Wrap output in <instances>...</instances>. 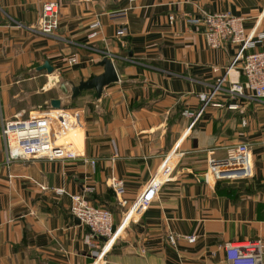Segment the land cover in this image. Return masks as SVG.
Returning <instances> with one entry per match:
<instances>
[{"label":"crops","instance_id":"obj_1","mask_svg":"<svg viewBox=\"0 0 264 264\" xmlns=\"http://www.w3.org/2000/svg\"><path fill=\"white\" fill-rule=\"evenodd\" d=\"M46 1L58 5L50 34L34 28ZM213 12L242 16L245 30L256 21L264 30V0H0V125L58 98L43 95L57 78L72 84L100 74L106 54L118 76L98 98H76L82 105L75 102L71 141L80 157L5 164L0 134V264H227L224 242L261 234L264 100L227 91L242 80L236 63L200 110L198 94L214 88L236 51L230 43L209 48L200 27L185 21ZM95 20L97 34L88 37ZM254 50L264 44L247 51ZM43 61L52 73L37 70ZM240 142L249 148V172L205 182L209 161ZM110 177L122 181L124 206ZM159 182L149 204L120 227L124 210ZM86 185L89 200L109 209L118 229L96 260L103 239L87 246L86 227L68 212L67 194Z\"/></svg>","mask_w":264,"mask_h":264},{"label":"built area","instance_id":"obj_2","mask_svg":"<svg viewBox=\"0 0 264 264\" xmlns=\"http://www.w3.org/2000/svg\"><path fill=\"white\" fill-rule=\"evenodd\" d=\"M185 21L200 27L203 39L209 48H218L226 43L236 46L233 57L214 88L208 94H198V99L202 102L200 110L211 100L214 91L222 83L226 73L236 63L240 64L242 80L228 84L227 91L234 98L249 97L264 100V50L247 51L254 48L258 43L264 44V30L257 29L258 22L256 21L251 28L245 30L244 18L228 12L201 13L195 17H187ZM57 22V2H43L34 28L40 33L50 34L55 30ZM98 26L97 20L90 23L88 37L97 34ZM123 31L124 28L122 27L117 33L120 35ZM75 62L74 56L66 61L68 65ZM228 107L235 108L236 106L229 104ZM77 121L78 114L75 112L50 107L29 114L24 118L21 117L20 113H17L11 118L3 120L0 125V134L3 139L5 164L34 157L55 160L74 159L82 156L77 147L75 148L71 142L66 140L68 131L77 124ZM88 163L93 165L92 160H89ZM209 164L215 176L246 175L250 170L248 148L245 143H238L230 148L223 159L210 160ZM159 184L160 182L154 186L153 190H150V193L147 190V184L143 192L123 215L120 227L133 214L141 212L146 207ZM109 186L122 205L123 201L119 198L122 193V181L110 177ZM41 188L44 189V187ZM51 190L58 195L67 193L61 187L51 188ZM91 190L92 187L86 185L82 187L79 193L68 194L70 199L68 212L86 227V232L82 238L85 244L91 246L96 238H104L100 252L102 253L110 247L118 230L112 232V218L109 210L101 206H94L87 200L86 194ZM145 192L149 196L137 204L139 197ZM261 223L263 229L259 236L235 243L224 242L222 244L227 264H264V213ZM167 239L172 243L174 236L169 234ZM185 239L187 242H192L194 236H185Z\"/></svg>","mask_w":264,"mask_h":264},{"label":"rangeland","instance_id":"obj_3","mask_svg":"<svg viewBox=\"0 0 264 264\" xmlns=\"http://www.w3.org/2000/svg\"><path fill=\"white\" fill-rule=\"evenodd\" d=\"M68 60V59H67ZM52 72H53V70H52ZM52 72H50V73H52ZM64 82V80H62V79H60V78H57L55 81H54V83L52 84V85H50V87L47 89L48 91L45 93V94H43L44 95V97L46 98L47 96H57L58 95V98L60 99V107L59 108H61V109H65V111L67 110V111H71V112H75V114H78V109H79V107H77V105L76 104H79V105H82L81 103H80V101L79 100H81V99H78V101L76 100V98L77 97H81L82 98V100H83V97L84 98H86L87 100H90L91 101V99H92V97H93V93H94V91L92 90V89H89V90H82L81 92H79L78 93V95H76L75 97H73V98H70L69 97V94H70V92L68 91L67 93H63L62 92V90L59 88V83H63ZM77 82L78 81H75V82H73L72 84H77ZM66 83V82H65ZM46 85V84H45ZM66 85V87H67V89L69 88V85L70 84H65ZM102 92V91H101ZM42 95V96H43ZM39 98L40 97H38L37 96V102L38 101H40L39 100ZM30 100H32V98L30 99ZM90 101H87V102H85L84 104L85 105H91V102ZM36 102V103H37ZM75 102H77L76 104H75ZM40 104H34L35 106H33V107H29L28 108V110H26L25 112H23L22 114L20 113V115H21V117L22 118H24V117H26L27 115H29V114H34L35 112L37 113L38 111H40V110H43V109H46V108H48L49 107V103H48V100H46L45 102H39ZM37 105V106H36ZM3 121V120H2ZM77 125V124H76ZM75 125V126H76ZM75 126H72L71 127V130H69L68 131V133H67V136H66V140L67 141H69V142H71L72 144H73V146L76 148L77 147V149H78V152H80V145L78 146V145H76L75 146V144L71 141V139H72V136H71V133L75 130V129H73V128H75ZM240 143H244V142H240ZM236 144H238V143H236ZM235 144V145H236ZM246 144V143H245ZM246 146H247V144H246ZM247 148H248V146H247ZM248 151H249V148H248ZM3 152H4V147H3ZM34 158H37V157H34ZM31 159V158H30ZM23 160V159H22ZM24 160H26V159H24ZM89 160H87L86 162H88ZM93 161V160H92ZM94 163V162H93ZM91 165V164H90ZM207 172H208V174H207V177H205V179H207V180H205L204 179V181L206 182H213L214 181V179L216 180V179H220V178H223V179H228V178H230V176H215L214 174H213V172H212V170H211V168H210V164H208V167H207ZM235 176H238V175H235ZM235 176H231V177H235ZM110 187V186H109ZM111 188V187H110ZM111 190H112V188H111ZM113 191V190H112ZM79 193V192H78ZM90 192H88L87 194H86V198H87V200L92 204V205H94V206H101V207H104V208H106L105 206H102V205H95V204H93L90 200H89V198H88V194H89ZM65 194V193H64ZM68 194H73V193H68ZM67 194V195H68ZM113 194H114V196H116L115 195V193H114V191H113ZM155 194V193H154ZM153 194V195H154ZM68 198H69V196H68ZM116 200H117V203L120 205V206H124V203L121 205L120 203H119V201H118V197L116 196ZM151 199H152V197L149 199V201H148V203H147V205L149 204V202L151 201ZM69 202H70V199H69ZM70 204V203H69ZM146 205V206H147ZM69 207V206H68ZM131 207V206H130ZM130 207H128V209L130 208ZM107 209V208H106ZM128 209H125L124 210V212H123V214H122V217H123V215L128 211ZM107 210H109V209H107ZM110 211V210H109ZM111 213V212H110ZM264 213V212H263ZM122 217H121V219H122ZM111 218H112V214H111ZM75 219V218H74ZM78 223H79V221H77ZM116 230H118L117 228H114L113 227V220H112V232L113 231H115L116 232ZM85 234V233H84ZM100 239H103V242H104V238L103 237H99V238H96L95 240H93V242H92V245L91 246H93L94 245V243H95V241L96 240H100ZM115 239V238H114ZM114 239H113V241H114ZM113 241H112V243H113ZM103 242H102V244H101V246H100V249H99V252H98V254H96L95 256H94V258H95V260L98 258V256L101 254L100 252H101V247H102V245H103ZM112 243H111V245H112ZM87 245V244H86ZM110 245V246H111ZM87 246H90V245H87ZM110 248V247H109ZM108 248V249H109ZM107 249V250H108ZM106 250V251H107ZM104 252V251H103ZM102 252V253H103ZM94 260V261H95ZM92 264H94V262H92Z\"/></svg>","mask_w":264,"mask_h":264},{"label":"water","instance_id":"obj_4","mask_svg":"<svg viewBox=\"0 0 264 264\" xmlns=\"http://www.w3.org/2000/svg\"><path fill=\"white\" fill-rule=\"evenodd\" d=\"M99 65L102 66V72L97 75H92L87 79H81L77 82V84H70L69 88L65 86L64 83H59V88L63 93L70 92L69 97L73 98L78 95L82 90L92 89L94 91V96L98 98L101 94L102 88L110 83L116 82L118 80L117 73L111 62L110 58L107 55H104L99 60ZM45 70L47 73L52 72V67L48 64L47 61H43L37 67V70ZM49 107L53 109H57L60 107V99L59 98H51L48 101ZM203 176H199V180L203 181ZM78 221L77 219H75Z\"/></svg>","mask_w":264,"mask_h":264},{"label":"bare ground","instance_id":"obj_5","mask_svg":"<svg viewBox=\"0 0 264 264\" xmlns=\"http://www.w3.org/2000/svg\"><path fill=\"white\" fill-rule=\"evenodd\" d=\"M157 183H154L151 187V189L153 190L154 189V186L156 185ZM150 189V190H151ZM150 190H148V192L150 193ZM149 195H147V192H145L141 197H140V201H142V199L144 198H147Z\"/></svg>","mask_w":264,"mask_h":264},{"label":"trees","instance_id":"obj_6","mask_svg":"<svg viewBox=\"0 0 264 264\" xmlns=\"http://www.w3.org/2000/svg\"><path fill=\"white\" fill-rule=\"evenodd\" d=\"M48 97H51V96H48Z\"/></svg>","mask_w":264,"mask_h":264}]
</instances>
